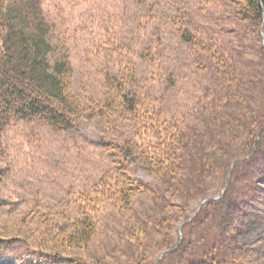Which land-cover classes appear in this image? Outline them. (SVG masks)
Masks as SVG:
<instances>
[{"label":"trees","instance_id":"16d2710c","mask_svg":"<svg viewBox=\"0 0 264 264\" xmlns=\"http://www.w3.org/2000/svg\"><path fill=\"white\" fill-rule=\"evenodd\" d=\"M52 1L0 0V163L14 124L88 120L115 168L0 231V264L263 263L264 0H228L211 32L205 0Z\"/></svg>","mask_w":264,"mask_h":264},{"label":"rangeland","instance_id":"374dc122","mask_svg":"<svg viewBox=\"0 0 264 264\" xmlns=\"http://www.w3.org/2000/svg\"><path fill=\"white\" fill-rule=\"evenodd\" d=\"M44 1V8L50 11L55 4L54 1ZM190 1L195 7L198 5L201 7L200 0ZM208 1L205 0L208 4L205 5L207 13L200 16L199 21L204 27L210 28L211 32L219 29L220 23H227L224 20L230 10H227L228 0ZM108 4L110 3H105L104 7ZM80 9L73 12L76 20L81 16ZM92 9L88 6L86 9L88 13L85 15L89 17L96 14ZM173 45H177L176 42L172 41V52L168 60L173 63H176L174 62L176 60L182 62V57L173 49L175 48ZM73 57L75 88L80 92L81 88L85 87L80 84H87L89 87V83L83 78L81 65L78 64L79 51L74 53ZM182 68L186 69L185 66ZM180 74L184 75L182 72ZM209 82L202 81V86L208 85ZM90 86L93 84L90 83ZM174 106L177 104H173ZM100 139L98 122L88 120L79 121L77 128L69 133H58L44 127L32 130L31 126L23 123L14 124L6 129L4 136L6 154L0 163V170H3V174L0 175V231L7 234L12 232L10 233L12 235L28 231L26 225H29L32 212L37 211L36 206L52 207L67 199L70 192L89 188L103 174L113 170L115 167L111 165L110 153L103 147ZM231 173L232 169L230 175ZM139 177L146 182L151 181L142 173ZM261 215L264 220V212ZM95 242L101 244V237ZM250 248L253 251L262 248L264 251V240L261 242L257 240ZM254 255V261L261 264L256 252ZM110 258L113 257L108 256L107 260Z\"/></svg>","mask_w":264,"mask_h":264},{"label":"water","instance_id":"95a60500","mask_svg":"<svg viewBox=\"0 0 264 264\" xmlns=\"http://www.w3.org/2000/svg\"><path fill=\"white\" fill-rule=\"evenodd\" d=\"M242 161H244V160H238V161H235V162L233 163V165H235L237 162H242ZM229 185H230V179H228V182H227V184L225 185V187H224V189H223V191H222L221 196L217 197L216 199H221V198L225 195V193H226V191H227ZM207 201H209V199L205 200V201L201 204V206H202L203 204H205ZM201 206H200V208H201ZM200 208H199V209H200ZM167 252H170V250H166L165 252H163L162 255H161V257H160V259L156 262V264L159 263V261L163 258V256H164Z\"/></svg>","mask_w":264,"mask_h":264},{"label":"bare ground","instance_id":"6f19581e","mask_svg":"<svg viewBox=\"0 0 264 264\" xmlns=\"http://www.w3.org/2000/svg\"><path fill=\"white\" fill-rule=\"evenodd\" d=\"M225 7V6H224ZM227 8V7H226ZM189 22V21H188ZM184 25V24H183ZM186 25V24H185ZM220 82V81H219ZM221 83V82H220ZM223 86H224V84H223ZM216 87V86H215ZM219 91V90H218ZM196 116V115H195ZM258 117V116H257ZM190 118V117H189ZM259 125V124H258ZM257 132V131H256ZM263 136V135H262ZM249 160V159H248ZM247 162V161H246ZM232 175V174H231ZM227 180V179H226ZM147 187V186H146ZM197 189V188H196ZM225 196V195H224ZM212 201V200H211ZM217 202V201H216ZM174 206V205H173ZM201 212V211H200ZM196 217V216H195ZM188 224V223H187ZM194 225V224H193ZM189 227V226H188ZM194 231V230H193ZM189 232V231H188ZM183 233V232H182ZM185 234H186V232H185ZM163 240V239H162ZM165 244V243H164ZM147 251V250H146ZM169 253V252H168ZM164 258V257H163ZM163 261V260H162ZM168 261V260H167ZM147 263V262H146ZM145 263V264H146ZM141 264V263H140Z\"/></svg>","mask_w":264,"mask_h":264}]
</instances>
